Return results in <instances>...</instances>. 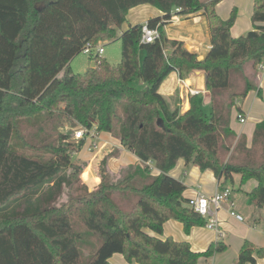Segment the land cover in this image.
Wrapping results in <instances>:
<instances>
[{
    "label": "trees",
    "instance_id": "trees-1",
    "mask_svg": "<svg viewBox=\"0 0 264 264\" xmlns=\"http://www.w3.org/2000/svg\"><path fill=\"white\" fill-rule=\"evenodd\" d=\"M218 1L0 0V264H111L114 253L139 264H199L201 256L224 251L221 240L196 252L188 241L147 232L161 234L168 219L186 233L206 223L183 196L185 185L169 174L179 158L210 169L218 189L255 179L249 199L264 206V119L249 146L230 128L232 108L254 88L264 62V0H253V28L238 37L230 34L235 8L222 19ZM142 3L163 12L146 21L158 31L151 42L141 41V23L117 31ZM174 12L206 16L210 49L202 59L165 35ZM116 36L119 62L95 55L83 73L70 70L87 42ZM173 70L205 72L209 115L197 95L184 112L170 108L159 86ZM135 78L145 86L134 87ZM67 124L109 133L139 162L111 172L107 161L118 151L110 150L98 161L99 183L91 191L83 182L75 186L88 162L72 160L85 139L70 141ZM83 177L95 180L92 171ZM257 258L264 259V247L245 240L236 264Z\"/></svg>",
    "mask_w": 264,
    "mask_h": 264
},
{
    "label": "crops",
    "instance_id": "crops-1",
    "mask_svg": "<svg viewBox=\"0 0 264 264\" xmlns=\"http://www.w3.org/2000/svg\"><path fill=\"white\" fill-rule=\"evenodd\" d=\"M233 8L236 10V19L230 28V34L232 37H238L253 28L251 20L253 0H220L215 5L216 13L222 19H226ZM162 14V11L149 3L133 6L128 10L125 20L118 29V34L128 28L129 25L143 24L149 18L162 16ZM163 31L169 38L182 40L185 47L196 53L199 59H202L210 49L207 19L200 12L189 15L172 13L170 20L163 25ZM115 39L119 41L117 36ZM89 59L91 60L89 66H91L93 59L91 56ZM256 72L253 79L254 88L250 89L243 99L236 101V107L232 108L230 118V128L237 136L244 135L248 146L256 123L264 119V64L261 69L257 67ZM180 75L191 88L201 90L197 94L199 103L201 107L210 109L209 92L205 88V72L194 70L189 73L183 72ZM159 91L170 108H178L180 112L187 110L189 95L186 88L178 82L177 71H171L164 78L159 86ZM238 108L239 113L246 117L243 123L237 119ZM99 138L98 149H92L89 147V142L86 143L87 150L92 153L85 155V161L88 162L87 167L92 169L95 177V180L89 181L83 178L89 190L93 189L100 181L96 170L104 151L107 153L111 148H116L118 151L117 155L110 157L107 161V167L111 172H117L120 166L139 162L138 157L132 151L123 147L119 140L109 133L99 132ZM92 160L94 163L91 162ZM152 173L156 174L158 170L155 169ZM169 174L185 185L182 194L187 199L194 194V190H200L207 196L213 195L218 190L217 179L210 169L202 171L192 162H185L183 158L177 160ZM235 179L237 180L238 176H235ZM255 185L256 180L250 178L239 188L230 191V199L234 203V209L243 216V220H237L230 216L228 213L229 205L224 202L221 208L214 213L217 220L216 230L205 225L193 226L186 233L180 221L168 219L163 224L161 234H155L150 230L147 232L162 239L172 237L175 240L188 241L191 249L196 252H202L211 242L221 240L226 244V249L209 257L201 256L199 264H236L239 249L245 240L250 241L256 247H264V206L255 207L248 195ZM109 261L111 264H132V262H125L126 260L120 253L112 254ZM263 262V258L256 259V264Z\"/></svg>",
    "mask_w": 264,
    "mask_h": 264
},
{
    "label": "built area",
    "instance_id": "built-area-1",
    "mask_svg": "<svg viewBox=\"0 0 264 264\" xmlns=\"http://www.w3.org/2000/svg\"><path fill=\"white\" fill-rule=\"evenodd\" d=\"M141 41L142 42H151L158 36V31L156 27H149L147 23L142 24L141 29ZM83 53L93 57L95 55L101 56L103 53L102 45L98 43L87 42L82 48ZM264 62L258 64V68L263 67ZM178 73V82L186 88L187 94L197 95L201 92L200 89L191 88L181 77L178 70H175ZM237 119L239 122L243 123L246 120V117L241 113H237ZM73 138L79 140L81 138L87 139L89 142V147L92 149H98L99 146V132L96 131L95 127L87 128L84 126H77L73 131ZM150 166L151 163L148 162ZM227 202L229 205L228 213L230 216L234 217L237 220H243V216L239 214L234 209V203L230 199V190L228 188L218 189L213 195L207 196L202 193L200 190H194V194L188 198V205L197 213L206 218L205 226L211 229H217V220L214 217L216 210L221 208L222 203Z\"/></svg>",
    "mask_w": 264,
    "mask_h": 264
},
{
    "label": "rangeland",
    "instance_id": "rangeland-1",
    "mask_svg": "<svg viewBox=\"0 0 264 264\" xmlns=\"http://www.w3.org/2000/svg\"><path fill=\"white\" fill-rule=\"evenodd\" d=\"M117 31H118V29H117ZM115 38L116 37H114L112 39H99L97 41V43L99 45H102V47H103V53L101 54V57H104L106 60H108L112 64H116L120 60V41H117ZM139 54L141 56L142 52L140 51ZM90 62H91V60L89 59V55H87L83 52H80L71 60L69 67H70V70L74 73H83L86 70V68L90 65ZM132 85L136 88H139V89H141L145 86V84L138 78H135L132 81ZM202 109H203L205 114L209 115V113H210L209 108H205V107L203 108L202 107ZM75 129H76V127L71 129L68 124L64 126L65 132H73ZM69 140L72 142L77 141L76 139L73 138V136H70ZM87 142H88V140L86 139L82 148L73 155L72 160L74 162L84 161L86 159L85 155L92 153V152H89L87 150V144H86ZM19 149L27 155H31V156L37 155L41 159H44V158L50 156L49 152L37 151V150H33L31 148H19ZM113 149H116V148H111L110 150H113ZM104 153H106V151H104L103 154ZM91 162L94 163L93 160ZM85 168L83 169L82 173L79 175V181H77L75 183V186L80 185L81 182L84 183V181H83L84 177L83 176H85V174L92 171V169H90L89 167H87L86 169ZM151 169H152V171L155 170V168L153 166L151 167ZM91 190H89V191H91ZM63 199H65V196L62 197V200ZM125 262L129 263L128 261H125ZM124 264H126V263H124ZM132 264H135L134 261L132 262Z\"/></svg>",
    "mask_w": 264,
    "mask_h": 264
},
{
    "label": "water",
    "instance_id": "water-1",
    "mask_svg": "<svg viewBox=\"0 0 264 264\" xmlns=\"http://www.w3.org/2000/svg\"><path fill=\"white\" fill-rule=\"evenodd\" d=\"M94 65V62L91 64V66ZM157 122L160 124L161 123V119H158Z\"/></svg>",
    "mask_w": 264,
    "mask_h": 264
}]
</instances>
